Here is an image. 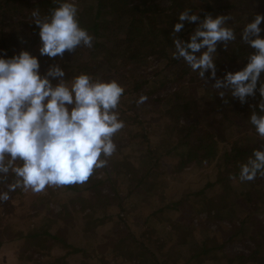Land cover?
Instances as JSON below:
<instances>
[{
  "label": "rangeland",
  "instance_id": "obj_1",
  "mask_svg": "<svg viewBox=\"0 0 264 264\" xmlns=\"http://www.w3.org/2000/svg\"><path fill=\"white\" fill-rule=\"evenodd\" d=\"M16 1L0 0V21L3 22L2 26L0 25V32L8 41L7 43L11 46L20 43L25 48H28L25 51L37 56L40 66L43 67V73L50 65L57 63L66 72L70 70L71 64L65 53L63 58L59 56L49 58L41 56L38 52L40 46L38 27L31 21V13L33 12L31 3L36 0ZM47 1L54 7L56 6L51 0ZM24 3L28 6L17 17L15 6H21ZM160 3H166V0H161ZM185 3L189 8H192L191 4L197 7L199 0H186ZM257 3L258 5L251 1L249 2V7L243 9L241 8L244 6L243 4H236V7H233L231 12L234 15H238L239 18H235V22L230 21L228 23H232V26L236 27L237 25H243L247 20L251 21L256 13L264 14V2L258 1ZM197 9H202V6L197 7ZM2 10L4 11L3 15H1ZM242 13L244 15H240ZM24 22H27V24H24ZM158 48L160 52L164 51L169 57H172V36L169 34L164 38ZM160 52L159 54L147 56V60L140 68L133 69L131 76H134L132 77L134 81L138 78L137 84L139 87L121 98L119 109L123 114L120 118L124 120V130L127 132L121 143L126 145L129 139H134L136 142L140 141L148 145L154 152L153 155L158 157L165 154L167 149L174 150L171 144L167 143L165 146L164 142L169 136L166 134H174V138L178 136L175 134L176 129L174 126L171 127V125H174V117L166 116L164 110L167 107L166 100L171 93L176 91L184 93L183 91L185 90L189 92L187 94L189 95L190 103L188 110L192 119L188 118L187 121H193L198 126L206 125L207 130L212 129L216 136L218 151H222L228 135L233 138L239 137V133L241 134L243 129L244 118L236 117L232 122L226 121L225 123L213 125V120L216 117L218 118L215 111L220 105L213 103L218 100L219 96L211 88L212 81L209 80L207 85L197 75L193 77L191 72L180 77L178 66L167 64L166 57L159 56ZM101 78L103 79V77ZM112 79H116L121 85L125 81L119 76ZM55 82L56 80L53 83ZM141 94H146L148 100L144 104L137 106L135 100ZM183 118V116H180L178 122H185V118ZM211 124L212 126L210 127ZM229 130L231 134H228ZM222 134L225 136H220ZM169 139H173V137H169ZM142 140L146 142H142ZM129 149L132 150L133 147L129 146V148L125 149V151H128L127 153L131 154L132 151L130 152ZM174 151L179 155V150L175 149ZM143 155H135V159H131L134 165L137 164L141 157L143 158ZM173 157L174 159L172 160L169 158L159 160V171L163 170L164 172L158 174L157 171H154L152 174L147 175L146 180H149V182L154 177L159 182L153 198L148 199L141 207L134 206L140 198L130 195L128 192V185H134L135 180H137L138 175L136 173L132 174L134 180L131 181L127 177L116 180V178L111 176L107 180L104 178V170L100 169L95 176L96 180L100 182L96 187L99 192L94 190L93 192L83 184L46 187L45 190L39 193L22 191V201L27 202V209L30 211H35V208L31 207V196L45 195L46 199H48L47 205L49 208L63 216L61 218L51 212V217H48L50 226H53L50 229L53 237L44 236L48 248L46 244L44 246L37 244L35 247H38V250H35L31 242L28 243L27 240L18 237L16 232L18 227L28 229L31 226L37 227L39 222L40 225L44 223L42 217H44L43 215L46 216L47 210L41 208L35 217L32 215L33 212H30V215H23L24 211L19 210L17 212L21 205V199L18 196H13L10 198V209H6L8 212L3 209L0 210V214H4V220L0 222V264H120L115 253L105 252L104 247L107 249L106 245L103 246L98 243L97 237L95 239L94 237L85 238L87 233H93L94 226H97L98 229L101 228V232L109 228V232L113 233L114 237L112 240L111 238L108 239H110V243L115 248L127 246L129 250L132 249V260L124 261V264H213L212 256L208 255L211 253L205 255L201 253V256L197 257L199 259L196 260L197 263L195 261L188 262L186 258L190 252L201 251L205 237L208 238L212 245L216 244L214 238H216V241L224 239L227 235L225 227L235 224L233 232L237 233L239 231V225L237 224L239 223V216L247 213L254 214L256 220L264 228V195H259L263 197V200L251 202L246 200L245 195L240 194L241 196H238L235 202L228 207V211L233 212L237 219L236 221H229V217L223 207L218 212H208V210L200 207L216 203L201 204L197 202L201 196V194H198V190L204 191L207 197H213L216 194V199L220 198L228 190L226 187L228 186V180L225 178V173L216 167L217 162L215 160L209 164L205 162H188L185 161L184 153L180 154V159L177 156ZM246 160L247 158H244L239 163H244ZM110 162L108 167L111 165ZM173 162L174 166L171 165ZM239 163L236 166L238 169ZM108 169L113 171L111 168ZM137 170L139 169L137 168ZM154 173H157V175ZM257 180L259 179L247 181L248 183L240 184V186L233 180L231 183L237 184L235 186L237 188L235 192L237 193L248 189L252 190L251 199H254L257 196V192L264 191V184L257 182ZM207 183H212V186L208 187ZM117 185L122 190H118L120 192L117 193L119 195L116 197L113 195L112 189L117 187ZM76 186H79V189H74ZM177 196L179 198L182 197V199L174 210L172 208L171 210L164 209L153 212L149 216V220L147 219V215L153 209L171 204ZM80 197L85 201L79 202ZM175 215H179L181 221L190 225L189 232L178 228L173 233L174 227L171 222ZM95 219L96 221H94ZM83 224L84 229H82ZM254 231L256 232L255 229ZM186 235H188V238L185 237ZM239 235L241 240L235 238L237 240L225 243L222 248L214 251L216 252L214 257L222 258L225 252H243L247 255L249 249L245 244H251L249 240L250 234L243 231ZM184 239L186 241L185 244L183 243ZM261 239L264 241V233ZM147 248L155 252L152 254L150 249ZM74 249L80 250L75 252ZM254 259V256L250 254L234 261L233 264H255L253 262Z\"/></svg>",
  "mask_w": 264,
  "mask_h": 264
},
{
  "label": "clouds",
  "instance_id": "obj_2",
  "mask_svg": "<svg viewBox=\"0 0 264 264\" xmlns=\"http://www.w3.org/2000/svg\"><path fill=\"white\" fill-rule=\"evenodd\" d=\"M51 2L56 6L47 15L31 13L38 27L39 54L63 58L66 51L92 48L94 38L80 25L75 0ZM198 13L185 9L177 14L170 33L172 58L205 84L211 80V88L221 98L227 94L245 104L258 93L248 123L264 141V37L260 35L264 14H254L238 33L241 42L253 49L244 66L217 76L218 44L227 50L237 39L228 23L233 17L205 14L201 19ZM185 21L196 25L187 40L178 35ZM124 92L116 79L94 78L85 72L65 79L58 63L42 74L37 56L21 50L9 57L0 49V206L16 189L39 193L46 187L82 184L94 170L106 166L117 148L113 137L125 126L119 111ZM147 100L141 94L135 103L139 106ZM258 175L264 176V146L254 148L239 165L241 182Z\"/></svg>",
  "mask_w": 264,
  "mask_h": 264
},
{
  "label": "trees",
  "instance_id": "obj_3",
  "mask_svg": "<svg viewBox=\"0 0 264 264\" xmlns=\"http://www.w3.org/2000/svg\"><path fill=\"white\" fill-rule=\"evenodd\" d=\"M160 1L161 0H75V3L78 7L79 23L82 27L88 30L94 39L92 48L81 47L78 48L74 53H69L67 51L65 52L68 61L71 64L69 68L70 70L67 72L65 71V79L70 78L72 75L79 74L80 72L88 73L94 78L103 77L105 80L119 76L121 79H125L122 85L125 89L123 96H126L127 93L132 92L135 89L137 90V87H139L137 84L138 78H136V81H134V78H132L134 76H131L133 69L140 68L147 60V56L156 53L159 54L160 51L158 45H160L161 41L170 34L169 32L172 30V25L177 22V14L179 12L185 9H190L193 12L197 11V13L199 12L198 14L200 15L201 19L205 14H211L213 17L220 14L231 15L233 17L232 22H235L234 19L239 18V16L232 14L231 10L233 7H236V4H243L244 6L241 7L243 9L245 7H249V2L251 1L257 5L258 1L264 2V0H199V4L196 5L197 7L202 6V9L199 10L192 4V8H189V6H187L185 3L186 0H166V3L164 4H161ZM31 5L32 10H38L41 17H43L45 13L48 14L49 10L54 7L47 0H36L35 2L31 3ZM27 6L28 5L26 3L22 4L21 6L16 5V16L18 17L19 14H21V12L27 8ZM3 14L4 11L2 10L1 15ZM240 15H244V13ZM230 21L231 20L228 22ZM2 23L3 22L0 21L1 26ZM19 23L22 24L21 22ZM24 24H27V22H24ZM195 26V23H189L185 21L184 28L178 34L179 37L187 40L189 33L195 28ZM242 26L243 25H237L234 27L235 31L237 32V39L236 41L229 44L227 50L223 49L218 44V54L215 61L216 66L219 69H217V76H222L225 71H236L242 68L246 63L247 54L253 51L252 48L241 42L238 33ZM260 27L264 29V21L261 23ZM260 35L264 37V31H262ZM7 42L8 41L0 32V49L4 50L6 56L10 57L14 53H19L22 48L23 50L28 49L20 43L11 46ZM159 56L166 57L167 64L169 63V65L174 66L177 65L179 72L178 74L180 77L188 72H191L182 61H178L172 57H169V55H167V53L164 51H161ZM40 68H42L41 72L43 73V67L40 66ZM191 74L193 77L196 75L193 72H191ZM261 79H264V73H262ZM183 92L184 93H182V91H176L171 93L166 100L167 107L164 110L166 116L170 118L171 116L174 117V125H171V127L174 126L176 129L175 134L178 135L177 138H174V134H166L169 136L166 138V140H164L165 146L167 143L171 144L174 150H179V155H177L174 150L167 149L165 150V154H162L163 156L161 155V157H158L157 155H153L154 152L148 147V145L143 144L140 141L136 142L134 139H129L125 145L121 143V140L125 138L127 133L123 128L113 137L117 148L115 151L116 153L108 158V163L111 160V165L108 167L107 163L106 166L100 169L104 170V178L107 180L111 176L116 178V180L127 177L129 181H131L134 180L132 174L134 175L136 173L138 175L137 180H135L134 185H128V192L130 195H135L136 197L138 196L140 198L138 203L134 204V206L141 207L147 202L148 199L153 198L156 192L157 183L159 182V180L155 177L149 182V180H146L147 175L152 174L154 171H157L158 174L164 172L163 170L159 171V160H165V158L172 160L174 159L173 156H177V158L180 159V154L183 153L185 161L188 162H205L206 164H209L215 160L217 162L216 167L225 173V178L228 180V186H226L228 190L220 198H218L219 200L215 198L216 194H214L213 197H207L204 191L198 190L197 192L198 194H201V196L197 202H200L201 204H209L214 202L217 205H205L200 208L208 210V212H218V210L223 207L227 216L229 217V221H236L237 218L234 216L233 212L228 211V207L235 202L238 196L245 195L246 200L252 202L256 200H263V197L261 196L264 195V191L257 192V196H261L258 198L256 196L254 199H251L252 190L250 189L241 191V193L240 191L238 193L235 192L237 189L235 186L237 184L240 186V184L242 185L244 183H248L247 181L241 182L238 179L239 169L236 167L237 164L240 162V160L251 156L252 150L254 148H260L264 146V141H261L257 138L253 126L248 123V116L250 115L251 111H253L254 106L260 99L259 94L257 93L254 98H248V101L245 104H240L237 99L232 98L227 94L225 98L218 97V100L213 102L220 105L215 111V113L218 115V118L216 117L213 120V125H216V123H225L226 121L232 122V120L236 117L244 118L245 120L241 134L239 133V137L233 138L230 135H226L227 141L222 151L219 152L217 148V140L215 139L216 136L212 129L207 130L206 125L198 126L197 123L193 121H187L188 118L191 119L188 110L190 108L188 99L189 95H187L189 92L185 90ZM250 105L252 107H250ZM119 111L121 113L120 116H122L123 112H121L120 109ZM256 111L258 112L259 110L256 109ZM180 116L185 118V122H178ZM228 134H231L230 130L228 131ZM220 136L223 137L225 135L222 134ZM169 137H173V139H169ZM143 141L146 142L145 140H142V142ZM129 146L133 147L132 150L129 149L130 152L132 151L131 154L127 153V150L125 151V149L129 148ZM139 154H144L143 158L141 157V159L137 161V164L134 165L132 160L135 159V155L138 156ZM171 165L174 166V162L171 163ZM108 168L113 169V171H109ZM137 168L139 170H137ZM100 169L94 170L89 179L82 183L91 191L99 190L96 187L100 182L96 180L95 176L97 172L100 171ZM154 174L157 175V173ZM256 179H259L257 182L264 184V176L258 175L254 180ZM232 180L237 184H232ZM207 186H212V183H207ZM74 189H79V186L74 187ZM112 190L113 195L117 197V195H119L117 193H119L122 189L119 185H117V187ZM13 196H18V198L21 199V205L17 212H19V210L24 211L23 215H30V212H33L27 209V202L22 201V190L16 189L15 192L10 194V198ZM181 199L182 197L179 198L177 196V198H175L171 204L159 206L156 209H153V211L147 215V219L149 220V216L152 215L153 212L162 211L164 209L171 210L172 208L174 210L175 206L181 202ZM31 201V207L35 208V211L32 213L34 217L39 213L41 208L47 210L46 216L43 215L44 217H42L44 223L40 225L39 222L37 227L31 226L28 229L18 227L16 232L18 233V237L27 240L28 243L31 242L32 247L35 248V250H38V247H35L37 244L39 246H44L46 244L44 236L53 237L50 233V229L53 226H50V220L48 219V217H51L50 213L53 211L47 205L48 199H46L45 195H38L36 197L31 196ZM82 201L85 200L83 198L79 199V202ZM213 205L216 206L211 207ZM1 209L5 211H7L6 209L9 210L10 200L5 202L0 210ZM53 215L60 216L61 218L63 217L59 212H53ZM3 216L4 214H0V222L4 220ZM238 219V232L242 233L244 231L250 234L249 240L251 241V244H245V246L249 249V253L247 255L252 254L254 256L255 259L253 262L255 264H264V241L261 239L264 233V228L256 220L254 214L251 215L250 213H247L246 215L239 216ZM94 221H96V219ZM84 224L82 225V229L85 228ZM171 224L174 227L173 233L176 232L178 228L185 230V232H189L190 225L181 221L179 215H175L173 217ZM94 227L95 229L93 233H87V237L85 238L89 239L94 237L95 239L97 237L98 243H101L103 246L106 245L107 249L104 247L105 252L115 253V256L118 257L120 264L122 262L124 264V261L132 260V249L129 250V247L127 246L123 248L117 247V249L110 243V239L108 238H111L112 240L114 234L109 232V228H106L101 232V228L98 229L97 226ZM234 227L235 224L225 227L227 232L226 237L221 241H216V238H214L216 242L215 245H212L208 238L205 237V241L202 242L203 246L201 251L190 252L186 258V261H195V263H197L196 260H199L197 257L201 256V253L204 255L211 253L208 255L212 256L213 259L211 257L210 258L214 261L213 264H233L234 261L247 256L243 252H225V255H223L222 258L214 257V255H216V252L214 251L216 249L222 248L225 243L237 239L241 240L239 235L240 233L238 234V232H233ZM187 236L188 235L185 237L188 238ZM183 243H186L185 239ZM46 247L48 248L47 244ZM74 250L75 252H78L80 249ZM150 251L152 254L155 252L151 249Z\"/></svg>",
  "mask_w": 264,
  "mask_h": 264
}]
</instances>
